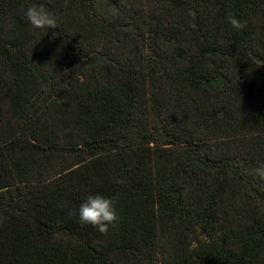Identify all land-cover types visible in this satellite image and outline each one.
Segmentation results:
<instances>
[{
    "label": "trees",
    "instance_id": "16d2710c",
    "mask_svg": "<svg viewBox=\"0 0 264 264\" xmlns=\"http://www.w3.org/2000/svg\"><path fill=\"white\" fill-rule=\"evenodd\" d=\"M261 163L264 0H0V264H264Z\"/></svg>",
    "mask_w": 264,
    "mask_h": 264
},
{
    "label": "clouds",
    "instance_id": "9594fccd",
    "mask_svg": "<svg viewBox=\"0 0 264 264\" xmlns=\"http://www.w3.org/2000/svg\"><path fill=\"white\" fill-rule=\"evenodd\" d=\"M25 19L33 28H57V18L54 13L43 5L32 4L24 13ZM229 23L237 30L243 29L246 22L238 21L229 15ZM253 174L264 179V163L253 170ZM115 183H123L115 180ZM119 215L114 198H107L101 194L89 195L79 207V220L83 224H90L101 234H107L109 225L119 222Z\"/></svg>",
    "mask_w": 264,
    "mask_h": 264
}]
</instances>
